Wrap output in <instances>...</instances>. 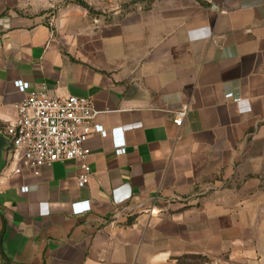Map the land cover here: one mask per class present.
<instances>
[{
	"label": "crops",
	"instance_id": "crops-1",
	"mask_svg": "<svg viewBox=\"0 0 264 264\" xmlns=\"http://www.w3.org/2000/svg\"><path fill=\"white\" fill-rule=\"evenodd\" d=\"M37 4L0 0V264H264V0H151L93 43ZM18 79L93 98L85 185L76 160L12 173Z\"/></svg>",
	"mask_w": 264,
	"mask_h": 264
},
{
	"label": "built area",
	"instance_id": "built-area-1",
	"mask_svg": "<svg viewBox=\"0 0 264 264\" xmlns=\"http://www.w3.org/2000/svg\"><path fill=\"white\" fill-rule=\"evenodd\" d=\"M15 87L27 94L17 106V116L7 121L4 134L10 150L9 164H13L12 173L21 175L28 171L40 175L44 166L55 162L76 160L81 163L85 173L79 177V185L83 186L90 179V169L87 159L90 154L85 146L88 138L94 134L105 137L108 134L102 125L95 123L98 111L90 96L68 95L55 97L48 94L45 87L28 91L29 82L22 79L14 81ZM188 113L184 105L176 111L174 123L181 126ZM124 127L112 129L111 133H123ZM126 151L125 139L115 142V153ZM28 186L21 187L27 192ZM87 202L72 203L74 213L81 214L90 209Z\"/></svg>",
	"mask_w": 264,
	"mask_h": 264
},
{
	"label": "rangeland",
	"instance_id": "rangeland-1",
	"mask_svg": "<svg viewBox=\"0 0 264 264\" xmlns=\"http://www.w3.org/2000/svg\"><path fill=\"white\" fill-rule=\"evenodd\" d=\"M33 22L59 29L60 34L83 38L93 43L109 33V27L121 23L132 12L147 9L151 0H37ZM35 18V19H34ZM78 41V40H74ZM203 255L183 257L182 264H210Z\"/></svg>",
	"mask_w": 264,
	"mask_h": 264
},
{
	"label": "water",
	"instance_id": "water-1",
	"mask_svg": "<svg viewBox=\"0 0 264 264\" xmlns=\"http://www.w3.org/2000/svg\"><path fill=\"white\" fill-rule=\"evenodd\" d=\"M8 264H9V261H8Z\"/></svg>",
	"mask_w": 264,
	"mask_h": 264
}]
</instances>
